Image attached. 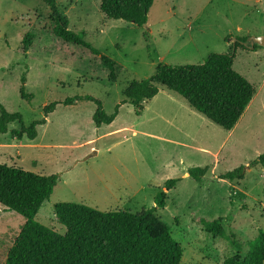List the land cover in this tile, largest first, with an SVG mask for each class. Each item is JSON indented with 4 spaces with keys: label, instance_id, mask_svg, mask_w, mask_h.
Returning a JSON list of instances; mask_svg holds the SVG:
<instances>
[{
    "label": "rangeland",
    "instance_id": "rangeland-1",
    "mask_svg": "<svg viewBox=\"0 0 264 264\" xmlns=\"http://www.w3.org/2000/svg\"><path fill=\"white\" fill-rule=\"evenodd\" d=\"M57 3L69 27L85 33L120 68L112 81L100 55L56 36L43 0H0V103L20 112L28 126L44 117L46 104L58 102L35 139L13 138L17 123L0 133V163L60 174L36 219L63 233L57 202L101 211L151 208L166 181L176 178L156 214L183 246L180 264H223L229 256H244L264 230V165H250L264 152V46L236 49L233 67L255 94L232 130L164 87L141 114L122 101L127 85L153 75L161 62L203 63L212 52H229L236 42L264 35V0H154L141 26L106 17L100 0ZM28 34L35 37L26 50ZM23 86L31 98L22 96ZM95 100L108 114L120 104L110 124H95ZM191 166L209 169L197 181L188 173ZM240 166L244 179L220 177ZM217 217H224L226 236L203 228L204 219ZM24 222L0 203V264Z\"/></svg>",
    "mask_w": 264,
    "mask_h": 264
},
{
    "label": "trees",
    "instance_id": "trees-1",
    "mask_svg": "<svg viewBox=\"0 0 264 264\" xmlns=\"http://www.w3.org/2000/svg\"><path fill=\"white\" fill-rule=\"evenodd\" d=\"M50 9L49 19L52 32L67 42H74L100 55L112 81L118 76L120 66L111 57L101 53L85 40V33L69 27V18L63 14L57 0H43ZM154 0H100L101 11L110 19L134 21L145 25ZM34 34L25 36L26 50L31 46ZM244 40V38L242 39ZM238 47L250 48L240 42L229 52H212L203 63L168 64L161 62L153 75L133 80L124 89L122 102L134 105L138 114L145 103L156 96L162 87L183 97L188 104L207 119L225 130L235 128L255 94V86L234 69ZM261 45L256 44L253 49ZM25 81V77H23ZM23 97L31 94L21 88ZM90 99V98H89ZM72 100H66L68 104ZM93 115L97 126L110 124L119 113L117 104L113 113L108 114L102 103ZM57 101L44 106V117L26 126L20 112L9 111L0 103V133L10 130L12 123L18 128L11 129L13 138L24 136L35 139L39 127L47 122ZM264 165V152L250 165ZM243 166L227 171L221 178L235 181L245 178ZM209 167L191 166L189 175L201 181ZM60 174L43 175L21 167L0 163V203L25 217L21 230L10 247L6 260L1 264H180L184 249L173 236L170 226L157 214L168 199V190L178 179L166 181L165 190L155 196V206L132 212L127 210L101 211L75 202H57L54 211L58 221L64 225L60 233L38 221L36 215L43 203L50 199ZM203 228L219 236H226L224 217L203 220ZM223 264H264V230H260L250 241L244 256L235 254Z\"/></svg>",
    "mask_w": 264,
    "mask_h": 264
},
{
    "label": "water",
    "instance_id": "water-1",
    "mask_svg": "<svg viewBox=\"0 0 264 264\" xmlns=\"http://www.w3.org/2000/svg\"><path fill=\"white\" fill-rule=\"evenodd\" d=\"M134 22V21H132ZM243 45L254 48L256 44L264 46V35L254 36L242 42Z\"/></svg>",
    "mask_w": 264,
    "mask_h": 264
}]
</instances>
